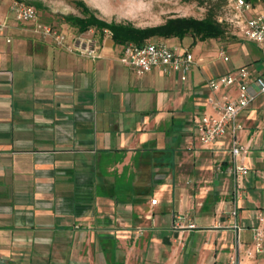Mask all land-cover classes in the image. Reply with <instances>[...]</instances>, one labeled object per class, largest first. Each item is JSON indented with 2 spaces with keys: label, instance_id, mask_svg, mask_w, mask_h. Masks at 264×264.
I'll list each match as a JSON object with an SVG mask.
<instances>
[{
  "label": "crops",
  "instance_id": "crops-1",
  "mask_svg": "<svg viewBox=\"0 0 264 264\" xmlns=\"http://www.w3.org/2000/svg\"><path fill=\"white\" fill-rule=\"evenodd\" d=\"M95 32V60L33 23L0 36V264H227L237 247L239 264H264V243L247 255L253 230L264 234V95L238 116L248 172L235 219L230 135L204 146L193 123L213 114L207 81L241 67L259 76L260 50L236 37L224 61L212 39L181 82L136 76L118 60L122 46ZM178 40L164 39L190 51Z\"/></svg>",
  "mask_w": 264,
  "mask_h": 264
},
{
  "label": "built area",
  "instance_id": "built-area-1",
  "mask_svg": "<svg viewBox=\"0 0 264 264\" xmlns=\"http://www.w3.org/2000/svg\"><path fill=\"white\" fill-rule=\"evenodd\" d=\"M230 6L235 11L234 17L226 19L234 29V35L239 39L257 46L264 58V12L248 14L252 6L245 0H229ZM15 23H33L35 32L44 37H50L55 45L64 51L89 57L92 60L99 58L97 53V38L95 30L90 29L81 34H69L53 29L51 26L37 23V9L25 2L15 1L11 3L3 17H0V36L7 30L10 19ZM219 21H223L219 19ZM104 33L110 35L108 31ZM218 57L224 61L228 60L227 51L224 46L218 47ZM119 62L132 69L136 76L141 77L152 70H157L165 76L177 75L181 82L189 79L190 72L195 63L193 54L190 51H177L166 43L148 41L141 46L127 44L122 47ZM208 89L211 92L209 103L212 106L213 114H202L193 120L197 138L200 144L214 145L226 134L230 135V149L228 151L232 159L230 175L233 178V189L231 209L227 214L233 219L237 216L239 202L244 197L243 179L248 172L243 161L248 150L247 146L240 144L238 133L243 125L238 122L239 114L246 110L260 95H264V72L254 76L246 67L238 68L232 74H223L207 81ZM234 88V98L224 95L221 101L215 95L220 91H228ZM239 161L237 162V160ZM156 204V200H151ZM264 223V219H259ZM184 217L179 215L173 225L174 229H183ZM187 229H195L193 223H188ZM236 231L235 242L238 246L239 227L234 224ZM253 248L247 250L248 256L262 253L264 234L263 226L253 230ZM227 264H239L238 247L228 258Z\"/></svg>",
  "mask_w": 264,
  "mask_h": 264
},
{
  "label": "rangeland",
  "instance_id": "rangeland-1",
  "mask_svg": "<svg viewBox=\"0 0 264 264\" xmlns=\"http://www.w3.org/2000/svg\"><path fill=\"white\" fill-rule=\"evenodd\" d=\"M15 1L33 5L40 4L37 8V23L51 26L58 31L73 33V30L63 22L67 14L81 15L73 0H0V14H4L9 5ZM101 20L107 23L131 24L136 28H148L163 24L169 18L184 17L202 19L206 15V6H198L196 3H186L183 0H80ZM252 7L264 4V0H245ZM253 9L248 12L251 14ZM235 11L230 6L229 0L220 11L218 18L225 21L234 17ZM10 22H14L12 17ZM65 25L67 27L62 28ZM94 30V29H93ZM226 34L216 42L218 47L236 42L232 26L227 27ZM74 34V33H73ZM106 34V33H105ZM96 36V33L94 34ZM99 33L97 31V37ZM185 44L196 58L205 49H212L214 42L211 40L197 41L190 35L185 38ZM148 41L165 43L163 38L152 37ZM179 42L181 40H178ZM197 41V42H196ZM182 44V43H181Z\"/></svg>",
  "mask_w": 264,
  "mask_h": 264
},
{
  "label": "trees",
  "instance_id": "trees-1",
  "mask_svg": "<svg viewBox=\"0 0 264 264\" xmlns=\"http://www.w3.org/2000/svg\"><path fill=\"white\" fill-rule=\"evenodd\" d=\"M183 1L186 3L194 2L198 6H206L205 17L202 19L169 18L158 26L136 28L131 24L107 23L96 17L83 1L73 0L74 6L80 10L81 15L67 14L63 17V22L73 30L74 34H81L94 29L98 31L100 36H103L104 32L108 31L113 44L122 47L127 44L141 46L152 37L182 40L190 35L197 41H206L221 39L226 34L227 27L230 25L225 21H219L218 15L220 9L226 5L227 0ZM34 7L40 8V4L35 3Z\"/></svg>",
  "mask_w": 264,
  "mask_h": 264
}]
</instances>
